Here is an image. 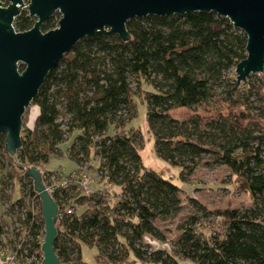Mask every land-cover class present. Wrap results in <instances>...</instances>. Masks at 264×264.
<instances>
[{"label":"trees","instance_id":"trees-1","mask_svg":"<svg viewBox=\"0 0 264 264\" xmlns=\"http://www.w3.org/2000/svg\"><path fill=\"white\" fill-rule=\"evenodd\" d=\"M50 21L43 30L53 27ZM31 25L25 14L14 20L17 31ZM126 28V42L114 33L87 36L64 54L30 104L34 118L23 119L15 155L6 153L0 134V201L9 202L5 211L14 217L0 221V244L21 237L23 250L41 251L43 220L26 198L40 202L25 168L48 172L42 165L61 157L59 145L74 136L65 155L77 169L96 159L97 177L117 191H51L60 210L54 249L62 264H87L83 245L97 249L98 264H264V72L245 83L229 75L246 56V35L213 12L135 17ZM134 97L145 101L156 157L179 168L180 180L213 153L253 206L195 204L168 239L157 221L179 213L180 187L143 164L140 130L124 131L137 115ZM181 108L209 115L171 114ZM15 180L21 195L11 201L6 190ZM66 204L72 213L64 212Z\"/></svg>","mask_w":264,"mask_h":264},{"label":"water","instance_id":"water-1","mask_svg":"<svg viewBox=\"0 0 264 264\" xmlns=\"http://www.w3.org/2000/svg\"><path fill=\"white\" fill-rule=\"evenodd\" d=\"M26 1L25 5L24 0H11L7 7H0V134H5L4 150L10 156L21 147L26 109L64 54L87 36L114 33L128 41L126 22L131 18L213 12L246 35V56L234 68L236 83H245L248 76L264 72V0ZM24 7L37 20L29 29L17 31L14 19ZM55 11L60 13L56 27L42 31V23ZM24 173L39 197L43 220L39 264H62L54 249L58 204L46 188L40 168L30 166Z\"/></svg>","mask_w":264,"mask_h":264},{"label":"rangeland","instance_id":"rangeland-1","mask_svg":"<svg viewBox=\"0 0 264 264\" xmlns=\"http://www.w3.org/2000/svg\"><path fill=\"white\" fill-rule=\"evenodd\" d=\"M229 75L234 76V70L231 71ZM253 75L261 76L262 74L259 73ZM142 87L146 86L142 84ZM132 90H136L134 83L132 84ZM134 103L136 105L137 115L132 121H130L124 131H128L130 128L139 129L142 135L140 155L142 157L143 164L146 168L153 169L161 173L164 177L173 180L180 187L179 198L181 206L179 213L174 218L165 220L161 219L157 221V225H159L160 229L165 231L168 239L173 240L176 235L179 234L176 225L189 214L196 211L195 204L204 205L208 209L238 208L240 210H244L253 206V201L249 193L244 190L239 181L236 180L235 176L231 174L227 166L216 161L214 158L215 154L213 153L203 155L193 172L190 175H186L184 180H180L179 168L173 167L167 162L157 158L154 153L153 136L149 131L146 122L145 101L139 97H134ZM35 111V105H30L26 109L23 119L27 124L31 122V117L35 114ZM195 113L200 114L201 116L209 115L201 108L195 110L181 108L171 112V114L178 119L188 118ZM111 133L112 128L109 127L108 134ZM73 137L74 136L68 137L59 145L63 155L61 157L52 158L48 161V163L43 164L42 169L44 171H61L63 173H68L77 169L76 164L65 155V150L71 144ZM96 166L97 160L92 159L89 163L82 167L85 171L92 175V180L89 186L99 190L107 188L106 190L109 194H112L113 191H117V187L107 186L104 181H101L100 178L96 177V175H98ZM16 177L19 179L20 176L18 175ZM6 193H11V201L18 199L21 195L18 181L15 180L14 184L7 188ZM8 204L9 202L4 204L0 201L1 222H9L12 218H14L13 216L11 218V216L7 215L5 211ZM31 205H34L33 210L38 213L39 206L32 200L30 201L26 198L27 209H30ZM204 222L206 221L204 220ZM12 227L13 226H11L10 229ZM215 227L218 230H221L218 223H215ZM42 239L43 236L41 237V241ZM96 256L97 249L95 247H88L85 245L81 247V257L85 263L98 264ZM183 264L194 263L183 261Z\"/></svg>","mask_w":264,"mask_h":264},{"label":"built area","instance_id":"built-area-1","mask_svg":"<svg viewBox=\"0 0 264 264\" xmlns=\"http://www.w3.org/2000/svg\"><path fill=\"white\" fill-rule=\"evenodd\" d=\"M42 178L46 188L50 193L51 191L56 189L59 190L60 192H69L73 190L78 194H90L91 192L95 191L94 188H91L89 186L92 180V175H90L83 168L72 170L68 173H63L61 171H59L58 173L55 171L44 172L42 174ZM32 201L34 202V200ZM38 206L40 211V203ZM33 207L34 205H31V208L29 210L34 214L36 212L35 210H33ZM64 212L66 214L72 213L73 207L69 204H66L64 207ZM59 215H60V210H59ZM22 241L23 239L21 237H18L10 245L0 244V264H39L40 263V258L42 259V252L39 250H35L30 254L28 251L23 250ZM151 243L154 244L155 241H151Z\"/></svg>","mask_w":264,"mask_h":264},{"label":"flooded vegetation","instance_id":"flooded-vegetation-1","mask_svg":"<svg viewBox=\"0 0 264 264\" xmlns=\"http://www.w3.org/2000/svg\"><path fill=\"white\" fill-rule=\"evenodd\" d=\"M11 3V0H0V7H2V8H4V7H7L9 4ZM24 3H25V5L28 3V1H26V0H24ZM21 14H25V16L26 17H28L31 21H32V25H33V23L37 20V17L36 16H29V14H28V11H27V9L24 7L22 10H21V13L19 14V15H21ZM18 15V16H19ZM60 18V13L58 12V11H55L54 13H52L43 23H42V25H41V30L42 31H47V30H49V29H52V28H55L56 27V25H57V21H58V19ZM51 19V21L50 22H52L54 25H53V27H51V28H49V29H47V30H43L42 28H43V25L46 23V21H48V20H50ZM15 20V19H14ZM14 24V23H13ZM32 25L30 26V27H32ZM29 29V28H28Z\"/></svg>","mask_w":264,"mask_h":264},{"label":"bare ground","instance_id":"bare-ground-1","mask_svg":"<svg viewBox=\"0 0 264 264\" xmlns=\"http://www.w3.org/2000/svg\"><path fill=\"white\" fill-rule=\"evenodd\" d=\"M33 118H34V115L31 117V121L33 120Z\"/></svg>","mask_w":264,"mask_h":264}]
</instances>
